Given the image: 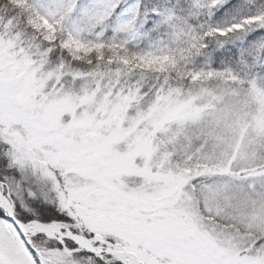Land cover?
Returning <instances> with one entry per match:
<instances>
[{"label":"snow or ice","instance_id":"obj_1","mask_svg":"<svg viewBox=\"0 0 264 264\" xmlns=\"http://www.w3.org/2000/svg\"><path fill=\"white\" fill-rule=\"evenodd\" d=\"M0 264H264V0H0Z\"/></svg>","mask_w":264,"mask_h":264}]
</instances>
